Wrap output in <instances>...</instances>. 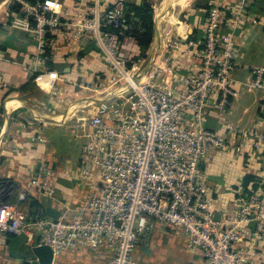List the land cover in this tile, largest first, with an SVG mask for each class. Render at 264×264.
Wrapping results in <instances>:
<instances>
[{"label":"built area","instance_id":"1","mask_svg":"<svg viewBox=\"0 0 264 264\" xmlns=\"http://www.w3.org/2000/svg\"><path fill=\"white\" fill-rule=\"evenodd\" d=\"M17 1L37 44L33 73L45 74L44 53L55 29L73 43L92 38L109 73L89 88L92 98L76 106L70 118L72 131L84 139L71 173L90 191L76 207L66 205L52 185L55 169L40 161L21 198L33 193L61 202L59 217L47 216L43 207L25 214L0 199V234H25L28 244L50 246L54 259L68 249L105 248L112 255L110 264H135L140 237L161 222L184 231L188 247L201 249L202 264H264V192H244L236 207L221 208L205 170L216 150L255 153L263 146L253 138L230 139L236 132L231 124L225 132L205 124L208 106L226 111L239 95L232 83L240 66L235 31L246 19L243 8L227 15L221 0H209L203 41L187 27L178 35L169 28L160 64L142 72L140 63L129 64L119 55L123 37H133L135 29L123 1L101 10L96 0L90 13L80 10L84 0L74 10L63 0ZM251 70L253 77L244 86L263 88L264 67ZM7 86L0 74V91Z\"/></svg>","mask_w":264,"mask_h":264},{"label":"crops","instance_id":"2","mask_svg":"<svg viewBox=\"0 0 264 264\" xmlns=\"http://www.w3.org/2000/svg\"><path fill=\"white\" fill-rule=\"evenodd\" d=\"M115 1L98 0V5L103 10ZM121 1L130 12V6L144 1L154 8L155 30L145 56L134 37H125L119 48L121 57L143 66L142 72L150 70L156 62L160 64L166 52L165 32L169 28L173 35L187 27L197 40L203 41L205 37L207 14L197 6L198 0H162L160 8L155 6L158 0ZM13 2L0 0V74L8 83L0 91V199L10 201L25 214H34L43 207L48 216L46 208L61 211V202L37 196L42 205L32 206L30 200H23L21 196L29 189L40 161L55 169L52 185L66 205L76 207L90 191L87 183L66 174V167L72 162L65 149L69 132H73L70 119L73 110L92 98L89 88L105 79L109 67L92 38L84 37L73 43L67 34L55 29L49 34L51 42L44 53L45 74L33 73L31 62L37 54V44L31 35L32 23ZM63 2L74 10L78 0ZM221 2L227 15L237 7H242L246 15L243 25L235 31L241 56L232 84L239 95L226 111L208 106L205 124L220 132H225L226 124L233 125L236 132L228 137L235 142L248 138L263 141L259 152L216 150L205 163L212 195L221 208L229 209L242 202L244 192L257 189L264 192V87L249 90L243 84L253 77V66L264 67V0ZM95 3L96 0H84L81 12L90 13ZM175 4L180 7L172 14ZM47 60L51 62V70ZM180 61L188 63L185 58ZM94 99L99 101L103 97ZM37 135L44 136L45 141H33L32 137ZM14 236L0 234V264H29L9 249ZM260 246L264 251V241ZM111 259L105 248L83 250L79 247L59 253L53 264H110ZM133 260L135 264H202L203 253L199 248L188 247L182 229L158 222L140 237Z\"/></svg>","mask_w":264,"mask_h":264},{"label":"trees","instance_id":"3","mask_svg":"<svg viewBox=\"0 0 264 264\" xmlns=\"http://www.w3.org/2000/svg\"><path fill=\"white\" fill-rule=\"evenodd\" d=\"M209 0H199L197 3V6L200 8L207 9ZM14 7L20 8V3L17 0H14L13 2ZM131 7V13L134 16V26L135 29H133L130 33L131 36H133L138 44L141 47L142 55L145 56V51L147 48H149L154 35V8L151 5L150 2L144 1L141 4H133ZM124 39V37H123ZM122 39V40H123ZM132 61H128L129 64H131ZM47 65L49 66L51 70V62L47 60ZM249 178V177H248ZM247 178V179H248ZM38 195L29 194L26 199L24 200H30L32 206H39L42 205Z\"/></svg>","mask_w":264,"mask_h":264},{"label":"water","instance_id":"4","mask_svg":"<svg viewBox=\"0 0 264 264\" xmlns=\"http://www.w3.org/2000/svg\"><path fill=\"white\" fill-rule=\"evenodd\" d=\"M48 216L58 218L60 211L52 207H47ZM28 237L25 234H19L10 239L9 249L12 253H18L29 264H52L54 261L53 249L48 245H31L27 243Z\"/></svg>","mask_w":264,"mask_h":264},{"label":"rangeland","instance_id":"5","mask_svg":"<svg viewBox=\"0 0 264 264\" xmlns=\"http://www.w3.org/2000/svg\"><path fill=\"white\" fill-rule=\"evenodd\" d=\"M162 0H158V2L155 3L156 8H160V3ZM199 1V0H198ZM178 4H175L172 9H171V13L175 14V12L178 10L177 6ZM225 7V6H224ZM143 68V66H142ZM78 130L75 132H69V141L67 143V147L65 149L66 154L68 155V157L70 158V161L72 163H70L71 165L67 168V172L66 174L69 175L70 177H72V179L76 178L72 175L71 171L75 168L76 166V160L80 157L79 155H81V151H82V145L84 143V139L81 136H78ZM44 137V136H42ZM45 138V137H44ZM79 156V157H78Z\"/></svg>","mask_w":264,"mask_h":264},{"label":"bare ground","instance_id":"6","mask_svg":"<svg viewBox=\"0 0 264 264\" xmlns=\"http://www.w3.org/2000/svg\"><path fill=\"white\" fill-rule=\"evenodd\" d=\"M48 118V117H47ZM59 118V117H58Z\"/></svg>","mask_w":264,"mask_h":264}]
</instances>
